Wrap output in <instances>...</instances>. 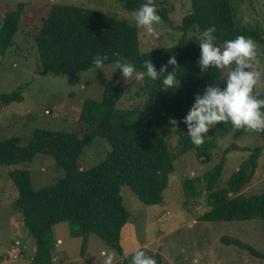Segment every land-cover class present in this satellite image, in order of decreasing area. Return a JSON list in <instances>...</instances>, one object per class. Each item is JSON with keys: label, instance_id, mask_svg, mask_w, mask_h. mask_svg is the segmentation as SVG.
<instances>
[{"label": "trees", "instance_id": "16d2710c", "mask_svg": "<svg viewBox=\"0 0 264 264\" xmlns=\"http://www.w3.org/2000/svg\"><path fill=\"white\" fill-rule=\"evenodd\" d=\"M121 1L133 10L148 3L147 0ZM190 4V10L182 16L180 23L175 24L182 31L177 41L144 52L139 50L138 29L133 23L96 8L54 3L35 27L33 41L38 50L39 65L45 72L74 75L94 67L96 55L109 57L104 64L124 57L138 70H143V61L151 59L157 71L175 55L181 70L180 87L174 91H162L160 80L137 81L133 78L125 81L117 70L104 84L100 100L86 98L83 101L79 120L91 125L92 131L81 137L37 127L27 144L20 143L18 136L0 139V164L30 162L43 153L52 155L63 168L61 177L38 189L32 183L28 168L16 167L8 171L16 190L15 206L22 211L24 225L36 242L30 264L52 263V250L56 244L52 227L63 221L68 223L71 236L82 238V255L87 237L93 233L118 253L120 264H130L131 258L126 255L121 241L129 212L123 203L120 186L127 184L147 204L160 203L177 156L193 150L200 162H209L219 139L231 131V123L222 122L210 128L203 145L196 147L187 135V125L182 122L195 103V96L202 95L209 84H219L221 89L226 86L223 81L228 69L210 68L201 72L197 64L200 57L198 42L201 33L215 25L216 44L245 35L264 47V30L258 25L238 24L232 0H190ZM24 9V1L5 9L0 27V53L13 43ZM156 11L168 20L167 10ZM115 52H119L120 57L114 56ZM172 70L169 66L168 71ZM130 89L135 96L144 97V101L129 108L120 107L119 101ZM259 93L258 98H264V92ZM1 98L7 103L23 100V95L12 91L3 93ZM170 118L178 124H170ZM176 134L179 148L172 154L167 141ZM96 137L105 139L110 150L96 164L80 168V154ZM232 149L249 151V157L224 185H219L226 154ZM260 150V146L252 149L232 144L212 169L203 175L183 177L181 185L185 197L197 196L206 189L209 191V208L198 217L210 221L264 218V189L247 194L243 189L251 180ZM202 183L204 186L200 187ZM222 240L254 256L264 257V251L233 236H223ZM3 258L0 256V264Z\"/></svg>", "mask_w": 264, "mask_h": 264}, {"label": "rangeland", "instance_id": "374dc122", "mask_svg": "<svg viewBox=\"0 0 264 264\" xmlns=\"http://www.w3.org/2000/svg\"><path fill=\"white\" fill-rule=\"evenodd\" d=\"M25 3L13 43L0 53V139L20 137V143L27 144L35 128H49L83 136L92 131V126L79 120L80 110L86 98L100 100L104 84L118 70L115 62L95 66L74 75L45 72L39 65L38 50L33 41V31L39 25L54 3H66L96 8L133 23L138 29L139 50L174 44L182 31L175 27L182 16L190 10V0H147L156 10H167L168 20L161 17L156 26L157 35L146 33L134 20L135 10L124 6L121 0H0V27L7 7L17 2ZM238 24L259 26L264 30V0H232ZM224 43V42H223ZM223 43L216 44L222 46ZM258 52L264 53L260 45ZM264 68V55L260 56ZM18 91L23 100L4 103L1 95ZM258 92H264V84ZM144 97L135 96L126 90L119 101L120 107L129 108ZM173 154L179 148V136L173 135L167 141ZM237 144L240 147H261L256 168L251 180L243 188L245 193L264 189V132L252 129L231 128L219 139L209 162H200L193 150L178 155L170 172L168 186L163 191L160 203L147 204L127 184L120 186L123 203L129 215L121 233V241L128 257L136 250H142L152 257L156 264H264V257H257L247 250L228 244L223 236H233L264 251V218L231 219V221H210L198 217L209 208L208 190L197 196L185 197L182 192L183 177L203 175L212 169L224 155V150ZM110 150L106 140L93 139L85 146L78 158L80 168H88L102 160ZM250 152L232 149L226 154L225 166L218 184L224 185L234 171L248 159ZM28 168L36 189L48 185L63 175V168L52 155L39 153L30 162L15 165L0 164V256L1 264H30L36 251L35 239L24 225L23 214L15 206L16 190L8 171L12 168ZM204 183L200 184L203 187ZM246 193V194H247ZM55 244L51 264H102L105 253L114 254L113 264H120L121 258L101 239L90 233L86 240L84 254H81L82 238L71 236L66 221L53 225ZM26 243L24 256L12 260L7 251L16 246L14 241Z\"/></svg>", "mask_w": 264, "mask_h": 264}, {"label": "clouds", "instance_id": "9594fccd", "mask_svg": "<svg viewBox=\"0 0 264 264\" xmlns=\"http://www.w3.org/2000/svg\"><path fill=\"white\" fill-rule=\"evenodd\" d=\"M134 20L138 27H142L146 33L157 35L156 26L161 23L155 5L145 3L134 12ZM215 25L206 28L199 39L200 57L197 64L201 72H207L210 68L228 69L224 78L223 89L219 84H209L203 94L195 96L192 105L183 123L187 125V135L191 142L200 147L204 143L205 134L210 128L220 123H231L236 129H252L264 132V98H258L260 93L254 91L264 84V68L261 67L260 56L264 53L258 52L260 45L250 36L238 35L234 39L224 41L222 46L215 43ZM120 57L119 52L113 53ZM107 55H96L93 64L97 69L104 67ZM173 68L168 71V67ZM125 79L142 81H161V90H176L180 87V66L175 55H172L167 64L162 65L157 71L151 59L143 61V70L120 57L115 62ZM255 69V70H251ZM169 123L173 126L178 121L170 118ZM102 264H113L114 254L105 253ZM130 264H156V261L146 255L142 250H136L131 257Z\"/></svg>", "mask_w": 264, "mask_h": 264}, {"label": "built area", "instance_id": "2783aa9c", "mask_svg": "<svg viewBox=\"0 0 264 264\" xmlns=\"http://www.w3.org/2000/svg\"><path fill=\"white\" fill-rule=\"evenodd\" d=\"M14 243H16V246H12L7 251L8 257L12 260H15L17 258H22L24 256V251H23L22 245H20V241L16 239Z\"/></svg>", "mask_w": 264, "mask_h": 264}, {"label": "crops", "instance_id": "0c3cea01", "mask_svg": "<svg viewBox=\"0 0 264 264\" xmlns=\"http://www.w3.org/2000/svg\"><path fill=\"white\" fill-rule=\"evenodd\" d=\"M19 241H20V245H22V248H23V251H24V248L26 247V243H24L22 240H19ZM56 242L57 243L61 242V239L60 238H57ZM126 255H127V253H126Z\"/></svg>", "mask_w": 264, "mask_h": 264}]
</instances>
